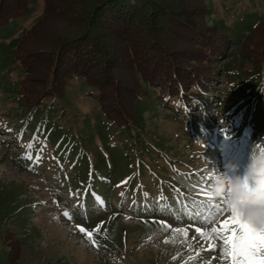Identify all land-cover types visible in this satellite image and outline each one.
Instances as JSON below:
<instances>
[{
    "label": "trees",
    "instance_id": "trees-1",
    "mask_svg": "<svg viewBox=\"0 0 264 264\" xmlns=\"http://www.w3.org/2000/svg\"><path fill=\"white\" fill-rule=\"evenodd\" d=\"M33 1L0 0V27L26 16ZM194 1L43 0L42 14L13 40L7 58L0 61L1 79L9 65L23 74L13 95L19 126L2 125L17 139L16 145L26 141L33 124L45 121L51 103L64 98L68 82L74 79H82L92 88L90 95L109 123V132L115 128L108 137L99 134L101 141L95 151L86 149L81 160L75 158L70 163L72 174L63 178L69 189L60 193L70 220L93 228L94 221L108 213H129L143 220L170 215L192 218L201 211L196 206L200 201L205 204L201 215L207 213L206 199L178 185L169 173L185 177L193 187H209L213 183V178L207 182L212 176L208 174L211 165L190 172L192 167L184 156L175 162L165 156L172 146L143 136V107L154 98L164 105L169 101L174 112L186 115L183 127L196 140L195 145L204 144L196 155L193 150L187 152L191 153L190 162L198 157L204 160V152L224 157L225 150L216 146L228 139L242 143L241 160L248 166L253 149L260 151L257 145H264L254 130V124L260 129L264 125V11L253 27L235 38L217 22L209 25L201 21L209 10L205 8L202 15L203 7L194 6ZM51 20L67 21L65 29L44 30ZM39 33L36 44L32 39ZM255 34L258 37L254 39ZM230 43L236 47L228 51ZM239 55L253 67L249 80L237 89L229 71ZM228 56L231 60L224 61ZM219 65L231 98L241 96L238 104L232 102L230 107L235 110L227 112L225 123L223 115L214 118L210 106L221 102L211 90ZM258 79L263 89L257 95ZM0 91L7 92L8 87L1 85ZM93 137L85 145H93ZM29 155L32 153L25 149L12 157L27 167ZM144 156L156 158V166ZM221 164L227 163L221 160ZM93 194L103 200L102 205ZM188 212L193 215L189 217ZM4 239L6 257L15 263L20 241L10 234Z\"/></svg>",
    "mask_w": 264,
    "mask_h": 264
},
{
    "label": "rangeland",
    "instance_id": "rangeland-1",
    "mask_svg": "<svg viewBox=\"0 0 264 264\" xmlns=\"http://www.w3.org/2000/svg\"><path fill=\"white\" fill-rule=\"evenodd\" d=\"M196 5L203 7L202 15L205 8L209 10L204 18H200L201 21L205 20L209 25L217 22L235 38L253 27L264 11V0H195L194 6ZM43 7V0H34L26 16L13 18L0 27V61L7 58V49L13 40L34 23L42 14ZM65 22L67 21L51 20L43 29H65ZM67 31H71V26ZM257 37L255 34L254 39ZM40 38L39 33L32 40L38 44ZM235 47L236 43H230L228 51ZM230 60L229 56L224 59L226 62ZM232 67L229 73L234 75V84L240 89L249 80L253 63L239 55L232 61ZM22 76L20 70L9 65L2 79L0 78V86L8 87L7 92L0 91V264H228L219 258V240H216L217 248L209 251V241L190 227L194 222L203 231L210 232L211 227L203 223L204 215L185 219L170 215L143 220L129 213H108L103 218L96 219L93 228L65 217L63 213L66 205L62 202L65 197L60 193L69 189L63 183V178L72 174L71 161L75 158L81 160L86 149L92 148L95 151L94 147L99 146L101 141L99 134L108 137L113 135L115 128L112 127L109 132V123L97 111L94 98L90 95L92 88L84 80L74 79L68 82L64 98L51 103L45 121L33 124L29 130L31 133L25 135L26 141L16 145L17 139L9 131L2 129V125L18 123L15 116L18 107L13 95ZM224 76L222 66L219 65L211 90L221 102L220 105L210 104L214 118L224 116L223 123L227 120V112L233 108L235 110V107H230L232 102L235 101V104L241 100L239 95L231 98V90L225 84ZM262 89L263 85L259 82L254 94ZM48 102L49 100L45 101ZM142 115L143 136L145 134L147 140L149 136L152 139H162L164 145L172 146L171 151L165 154L171 162L184 156L183 160L192 167L190 172L201 171L211 165L208 174L211 173L212 176L208 177L207 182L217 172L229 176L246 175L247 166L241 160L240 141L221 140L216 148L225 150L224 157H219L215 152L213 155L204 152V160L198 157L190 162L191 153L187 152L193 150L192 154L196 155L204 144L202 147L195 145L196 140L183 127L182 121H185L183 118L186 115L174 112L169 101L164 105L155 98L144 105ZM200 123L206 126L202 120ZM254 126L260 141L264 142V125L262 129L258 124ZM241 133L240 129L238 137ZM92 136L93 145H85ZM28 144L32 147L28 148ZM25 149L26 153H32L27 167L21 165L20 159L12 157L15 152ZM101 152L105 154L103 149ZM143 159L156 166V158L144 156ZM212 159L214 161H210ZM221 160L227 164L224 166ZM158 165L162 166L161 163ZM177 165L180 167L179 163ZM169 176L181 187L194 191L200 198L206 199L200 192L201 188L210 192L211 185L207 187L196 184L193 187L185 177L174 172H170ZM213 202L220 203V199L215 198ZM228 215L229 212L220 219H225ZM78 225L88 231L99 226V232L93 231V239L98 247L93 246L86 235L78 230ZM175 228L187 229V240L181 233L173 231ZM9 234L15 235L20 241V256L15 263L8 261L6 257L8 246L4 238ZM166 239L168 243H165Z\"/></svg>",
    "mask_w": 264,
    "mask_h": 264
},
{
    "label": "snow or ice",
    "instance_id": "snow-or-ice-1",
    "mask_svg": "<svg viewBox=\"0 0 264 264\" xmlns=\"http://www.w3.org/2000/svg\"><path fill=\"white\" fill-rule=\"evenodd\" d=\"M27 147L31 148L32 145L28 144ZM257 147H259L261 151H264V145H257ZM28 158L32 159L31 155H29ZM37 160H39V157H37ZM122 183H126V181ZM200 192L204 194L207 199L206 207L208 214L203 216V223L206 226H210L211 231H203L202 227L196 226L194 222L190 224V227H193L195 233L200 237L209 241L207 250H215L217 248L216 240H219V258L221 261H227L228 264H264V230L257 229L250 223L243 221L235 212H232L225 219H220V217L228 212L226 198L220 197V203H214L213 201L217 197L208 192L206 188H201ZM93 195L95 196V194ZM121 195H123V193H121ZM95 198L101 205L103 204V200L100 197L95 196ZM193 203L196 204L195 201ZM196 206L200 208L201 211L195 212V216L200 217L205 207L204 201H200ZM187 214L189 217L193 215L191 212ZM63 215L71 219L67 211H65ZM77 228L81 233L86 235L93 246L98 247L96 241L93 239V231L99 232V226L92 231H88L86 228L79 225ZM173 231L181 233L185 240H187L189 235L187 229L175 228ZM195 238L196 237H193V239ZM165 243H168L167 239ZM173 259H175V257H173Z\"/></svg>",
    "mask_w": 264,
    "mask_h": 264
},
{
    "label": "clouds",
    "instance_id": "clouds-1",
    "mask_svg": "<svg viewBox=\"0 0 264 264\" xmlns=\"http://www.w3.org/2000/svg\"><path fill=\"white\" fill-rule=\"evenodd\" d=\"M210 193L226 198L230 214L235 212L243 221L264 230V151L253 149L244 176L217 172Z\"/></svg>",
    "mask_w": 264,
    "mask_h": 264
}]
</instances>
